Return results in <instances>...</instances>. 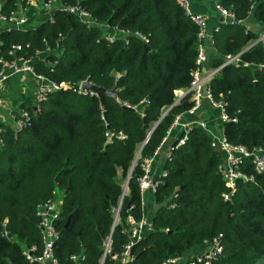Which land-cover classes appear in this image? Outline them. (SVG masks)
Here are the masks:
<instances>
[{
  "label": "trees",
  "instance_id": "trees-1",
  "mask_svg": "<svg viewBox=\"0 0 264 264\" xmlns=\"http://www.w3.org/2000/svg\"><path fill=\"white\" fill-rule=\"evenodd\" d=\"M58 1L81 7L93 23L55 9L53 19L45 17L32 28L0 26V70L3 60L24 56L37 73L69 85L38 108L36 101L12 105L28 111L30 125L17 128L0 119V264H38L23 250L42 249L37 207L53 190L62 199L55 220L57 264H100L103 238L110 232L119 256L128 240V216L139 220L146 214L141 162L159 151L167 175L153 193L152 230L132 245L129 264H162L217 236L222 253L212 264H264V172L246 159L242 169L252 178L239 181L225 199L221 154L201 127L193 125L181 144L175 138L163 144L176 115L192 104L190 92L174 101L197 68L193 20L176 0ZM216 1L237 22L222 24L213 35L217 53L211 67L236 53L251 65L222 66L207 82L210 98L224 103L231 117L218 123L228 140L251 150L264 146V46L258 41L246 48L257 37L239 23L253 0ZM21 5L25 0H0L7 16ZM256 7L255 16L264 21V3ZM86 78L105 89L116 86L117 98L106 95L101 107L96 94L75 90ZM104 264L118 261L107 255Z\"/></svg>",
  "mask_w": 264,
  "mask_h": 264
},
{
  "label": "built area",
  "instance_id": "built-area-1",
  "mask_svg": "<svg viewBox=\"0 0 264 264\" xmlns=\"http://www.w3.org/2000/svg\"><path fill=\"white\" fill-rule=\"evenodd\" d=\"M177 3L184 9L185 13L193 20L197 26V39H198V52L196 56L197 68L193 72V78L190 82V86L186 89H183L180 98H175L176 103L180 101L187 92H190V100L192 101L191 106L185 112L186 114L192 115L197 109L202 105L203 98L205 97L203 93V87L207 84L208 80L224 65L229 63L242 64L245 66H250V62L243 61L239 53L236 54H227L221 64L216 67H211L207 70L204 66L207 53L205 42L209 39V24L208 16L199 11H195L191 7L190 0H176ZM35 8L38 11H43L47 19H53V12L55 9H60L67 13H76L88 24L93 23L91 15L83 10L79 6L75 5H64L58 0H25V6H20L15 14L9 16L2 13L0 10V26L3 24L6 25L7 29L10 28H20L27 29L35 27L29 21L28 15L25 14V10L28 8ZM216 7L220 11L224 21L235 22V16L233 12L216 1ZM44 19V18H43ZM117 31V30H116ZM123 32V30H120ZM113 34L105 35L107 39L112 40L115 36ZM137 36L142 38L145 42L148 38L143 35L141 32L135 33ZM261 41L264 46V32L261 33L257 38H255L254 43ZM249 44L246 48L250 47L252 44ZM20 45H17L16 48H19ZM49 49V48H48ZM3 68L0 70V87H2L5 82L15 74H30L35 79L38 80L36 87V107L40 106L41 101L48 98V96L62 88L68 87L66 82H55L50 80L45 75L37 73L34 69L31 59L24 56L16 57L13 60H3ZM262 63L260 66H263ZM78 92H85L82 90L80 85L74 88ZM207 97H209L213 107L219 109V115L221 119H228L224 103L214 101L210 98L209 89ZM92 93V92H91ZM0 119L3 121H13L14 125L17 128H22L24 126L30 125V115L28 111L24 108L19 110H13L12 107L0 99ZM2 110L5 113H2ZM177 114L170 130L176 125L180 124V118L183 114ZM184 126V134L179 137L175 144H181L184 142L186 135L189 129L193 125H198L201 127L210 138V144L213 148L217 149L221 154V163L219 165L221 177L227 186V190L222 193L225 199H229L236 188V185L239 181L250 180V177L243 169L242 164L246 159H250L254 168L257 172H264V146L256 147L253 149H248L242 144H234L228 140L226 135L221 131L220 127L211 125L205 120H192L190 122L181 123ZM169 130V132H170ZM169 134V133H168ZM167 156L170 157V152H167ZM153 160L152 157H146L141 162V167L144 170V173L139 177V188L141 194L145 191L150 190L152 193L163 184L164 177L167 175V171L162 169L160 176L155 177L152 173L151 163ZM62 199L56 190H53V196L48 200L41 203L37 207V215L39 217V226L42 233V249L40 252H37V246L32 245L30 248H25L23 254L31 262H37L38 264H57V259L54 255V244L59 239V231L56 228L55 220L59 215V203ZM173 206V204H171ZM118 216V209L115 210V218ZM128 226L125 231L128 234V240L124 244L122 252L117 256L114 251L111 254V232L104 236L103 243L101 246V256L100 264H104V260L107 255L111 258L116 259L118 264H129L130 260L133 259L131 253L132 245L143 239L146 233L152 230V222L150 218L146 215L135 220L132 215L128 216ZM116 223V222H115ZM205 248L202 252L198 254H189L182 256L169 257L162 262V264H178L180 262H187V264H195V261L203 262L204 264H212L217 260L222 253V244L220 236L213 238L209 243L204 244ZM36 251L37 253H33ZM72 259L78 258L76 255H71Z\"/></svg>",
  "mask_w": 264,
  "mask_h": 264
},
{
  "label": "crops",
  "instance_id": "crops-1",
  "mask_svg": "<svg viewBox=\"0 0 264 264\" xmlns=\"http://www.w3.org/2000/svg\"><path fill=\"white\" fill-rule=\"evenodd\" d=\"M190 1L193 10L203 12L208 16L209 37L211 34V30L214 27H217L218 30L222 24L228 23V21L221 20L222 15L216 7V0H190ZM259 3H264V0H253V7L249 11L247 17L243 21L240 22L238 21L239 23L244 25L245 31L249 30L251 32H254L256 34V37L264 32V21L259 20L255 16V12L257 8L256 6ZM26 14L28 15L29 21L32 25H36L39 21L45 18V13L43 11H38L33 7L28 8ZM254 40L255 38L251 39L249 41V44L254 43ZM213 44L214 42L210 38L207 39L205 42L207 57L204 66L207 70L211 69L212 57L217 53ZM37 84H38V80L35 79L30 74H15L11 76L2 87H0V99H2L4 103L10 105L11 107L12 105L18 104V102L21 100H24L26 102L27 101L31 102L32 105L33 103H35ZM182 92L183 89H178L176 91V98H180ZM217 111H219V109L213 107L209 97L205 96L203 98L201 107L197 109L192 115L186 113L182 115V117L180 118V124L176 125L170 130L169 135L163 139V144L169 142V140H173V138H175V142H176V140L180 137L178 136V134L184 131V126L181 123L190 122L192 120L197 119V120H205L209 124L215 125L216 127L217 124L220 122V119H218ZM2 113H5V111L2 110ZM161 156H162V152L160 151L153 156L151 169L155 177H159L162 171L160 167ZM151 195L153 196V193L150 190H147L142 194V204L144 210L146 207V200L148 199V197L151 198ZM145 215L147 216V214ZM204 248L205 245L193 247L189 251H187L186 255L198 254L202 252Z\"/></svg>",
  "mask_w": 264,
  "mask_h": 264
},
{
  "label": "water",
  "instance_id": "water-1",
  "mask_svg": "<svg viewBox=\"0 0 264 264\" xmlns=\"http://www.w3.org/2000/svg\"><path fill=\"white\" fill-rule=\"evenodd\" d=\"M224 18L223 17H221V20H223ZM216 30H217V27H214L212 30H211V34H210V39H212V36L215 34V32H216ZM145 48H147V45H145ZM80 87H81V89L82 90H85L86 92H92V93H94V94H96L97 95V97L99 98V101H100V104H101V107H103L104 106V97L106 96V95H110V96H114L115 98H117V94H116V86H114L112 89H105V88H103V87H101V86H99V85H96V84H94L93 82H91L90 81V79L89 78H86L85 80H83L82 82H81V84H80ZM208 85L207 84H205L204 85V87H203V93H204V95L206 96L207 95V93H208ZM173 105V104H172ZM171 105V106H172ZM125 106V105H124ZM170 106V107H171ZM105 111L103 110V117H105ZM228 119H231V117H228ZM155 126H153V128H154ZM152 128V129H153ZM150 132H151V130L148 132V135L150 134ZM61 204H62V200L60 201V203H59V209H60V207H61ZM66 223H68V220H67V222ZM7 235L8 236H11V233L10 232H7ZM111 254H113V250H111V252H110Z\"/></svg>",
  "mask_w": 264,
  "mask_h": 264
},
{
  "label": "rangeland",
  "instance_id": "rangeland-1",
  "mask_svg": "<svg viewBox=\"0 0 264 264\" xmlns=\"http://www.w3.org/2000/svg\"><path fill=\"white\" fill-rule=\"evenodd\" d=\"M217 115H218V119L221 120L220 115H219V111H217ZM157 205L154 202V197L151 195V198L148 197V199L146 200V207H145V213L147 214L148 218H151L155 209H156Z\"/></svg>",
  "mask_w": 264,
  "mask_h": 264
},
{
  "label": "bare ground",
  "instance_id": "bare-ground-1",
  "mask_svg": "<svg viewBox=\"0 0 264 264\" xmlns=\"http://www.w3.org/2000/svg\"><path fill=\"white\" fill-rule=\"evenodd\" d=\"M174 103H176V101H174ZM174 103H173V104H174Z\"/></svg>",
  "mask_w": 264,
  "mask_h": 264
}]
</instances>
